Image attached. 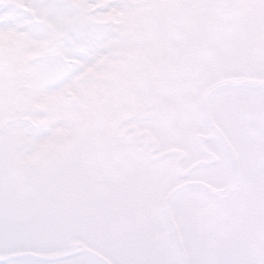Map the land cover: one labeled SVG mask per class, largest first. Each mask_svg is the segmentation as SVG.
<instances>
[{"label": "snow or ice", "instance_id": "1", "mask_svg": "<svg viewBox=\"0 0 264 264\" xmlns=\"http://www.w3.org/2000/svg\"><path fill=\"white\" fill-rule=\"evenodd\" d=\"M0 264H264V0H0Z\"/></svg>", "mask_w": 264, "mask_h": 264}]
</instances>
